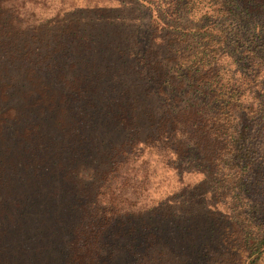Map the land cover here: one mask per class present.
Instances as JSON below:
<instances>
[{
	"label": "rangeland",
	"instance_id": "rangeland-1",
	"mask_svg": "<svg viewBox=\"0 0 264 264\" xmlns=\"http://www.w3.org/2000/svg\"><path fill=\"white\" fill-rule=\"evenodd\" d=\"M7 5L0 7V264H77L89 230L102 233L95 264H247L235 249L238 212L201 155L175 162L145 149L131 158L122 211L109 216L96 198L107 158L133 133L121 114L137 112L144 91L119 68L122 34L87 21L101 7L131 17L140 59L154 31L148 12L117 11V0H16L20 25L8 29ZM181 9L166 21L190 27ZM102 30L107 39L84 45Z\"/></svg>",
	"mask_w": 264,
	"mask_h": 264
},
{
	"label": "trees",
	"instance_id": "trees-1",
	"mask_svg": "<svg viewBox=\"0 0 264 264\" xmlns=\"http://www.w3.org/2000/svg\"><path fill=\"white\" fill-rule=\"evenodd\" d=\"M6 1L7 28L12 29V24L20 25L14 13L16 0H0V7ZM117 1V11L148 12L154 31L139 59L135 38L139 27L131 32L134 27L131 17L120 14L111 17L112 10L101 7L87 21L93 24L92 28L108 27L115 35L122 34L114 47L119 68L131 74L135 86L144 91L143 99H137L141 104L137 112L121 114L133 133L128 142L107 158L110 166L96 198L109 216L119 214L134 170L131 158L139 157L145 149L169 155L175 162H181L190 153L201 155L210 176L219 179L223 192L238 212L236 225L240 228L234 229L233 235L241 241L233 248L245 256L247 264H261L264 260V0ZM179 7L190 27L166 21L177 16ZM4 11L0 8V16ZM33 26H39L35 30H40V25ZM107 36L102 30L99 37L83 39L84 45L95 49ZM90 52L94 54L95 50ZM32 68L36 75L38 70ZM101 234L89 230L87 251L77 255V264H81L83 256H87L85 264L97 262L100 249L95 250ZM91 242H96L95 248Z\"/></svg>",
	"mask_w": 264,
	"mask_h": 264
}]
</instances>
